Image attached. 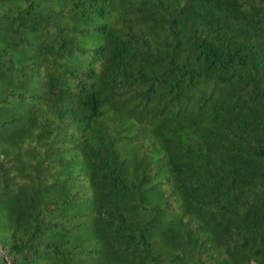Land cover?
<instances>
[{
  "label": "trees",
  "instance_id": "trees-1",
  "mask_svg": "<svg viewBox=\"0 0 264 264\" xmlns=\"http://www.w3.org/2000/svg\"><path fill=\"white\" fill-rule=\"evenodd\" d=\"M0 250L264 264V0H0Z\"/></svg>",
  "mask_w": 264,
  "mask_h": 264
},
{
  "label": "water",
  "instance_id": "water-1",
  "mask_svg": "<svg viewBox=\"0 0 264 264\" xmlns=\"http://www.w3.org/2000/svg\"><path fill=\"white\" fill-rule=\"evenodd\" d=\"M0 253H1V250H0ZM3 259L6 263H8V261L6 260V258L3 256Z\"/></svg>",
  "mask_w": 264,
  "mask_h": 264
}]
</instances>
